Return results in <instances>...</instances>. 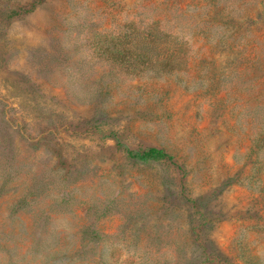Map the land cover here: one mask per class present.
I'll list each match as a JSON object with an SVG mask.
<instances>
[{
  "label": "rangeland",
  "instance_id": "1",
  "mask_svg": "<svg viewBox=\"0 0 264 264\" xmlns=\"http://www.w3.org/2000/svg\"><path fill=\"white\" fill-rule=\"evenodd\" d=\"M159 18L179 78L95 54ZM0 264H264V0H0Z\"/></svg>",
  "mask_w": 264,
  "mask_h": 264
},
{
  "label": "trees",
  "instance_id": "2",
  "mask_svg": "<svg viewBox=\"0 0 264 264\" xmlns=\"http://www.w3.org/2000/svg\"><path fill=\"white\" fill-rule=\"evenodd\" d=\"M162 18L140 28L127 26L126 32L118 35L102 34L94 41L97 57L117 64L128 75L139 77L152 73L155 77L179 78L189 71L186 42L172 38L161 27ZM187 47V48H186ZM127 154L138 161L148 162L172 159L163 149L150 147L142 151L126 149Z\"/></svg>",
  "mask_w": 264,
  "mask_h": 264
}]
</instances>
